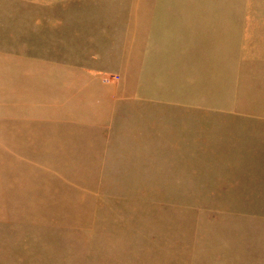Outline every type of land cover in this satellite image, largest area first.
Here are the masks:
<instances>
[{
    "label": "crops",
    "instance_id": "obj_1",
    "mask_svg": "<svg viewBox=\"0 0 264 264\" xmlns=\"http://www.w3.org/2000/svg\"><path fill=\"white\" fill-rule=\"evenodd\" d=\"M111 1H59L55 14L40 16L39 30L24 31L23 46L10 42L2 73L9 109L0 114V207L40 229L65 228L48 221L52 215L88 212L90 264L98 247L110 259L118 235L127 242L121 223L138 224L143 210L130 214L121 200L158 198L164 188L173 197L178 163L166 157L174 149L165 142L176 130L170 120L188 118L187 111L142 109L162 102L164 86L152 73V18L139 14L135 0ZM185 63L179 73L191 60ZM201 128V166L218 175L202 197L264 200L263 174L255 170L264 165L257 163L264 160V112L207 111ZM234 213L254 212H223Z\"/></svg>",
    "mask_w": 264,
    "mask_h": 264
},
{
    "label": "rangeland",
    "instance_id": "obj_2",
    "mask_svg": "<svg viewBox=\"0 0 264 264\" xmlns=\"http://www.w3.org/2000/svg\"><path fill=\"white\" fill-rule=\"evenodd\" d=\"M59 1L0 0V114L9 109L2 73L10 42L23 46L24 31L39 30L40 16L55 14ZM135 1L139 14L152 18V73L164 84L158 90L162 102H146L142 109L165 116V111H187L188 118L170 120L176 121V130L165 142L174 149L166 157L175 155L178 163L173 197L161 183L164 189L158 198L121 200L128 213L133 208L143 213L137 226L132 218L120 224L127 242L121 244L119 235L113 239L106 261L98 247L93 264H264V215L258 214L264 200L203 198L202 186L218 175L201 166V116L211 110L264 112V0ZM126 8L113 6L114 12ZM187 60L190 65L179 73ZM220 114L225 120L232 117ZM184 160L189 167L182 166ZM257 163L264 164L263 157ZM263 169L264 165L255 167L261 179ZM227 210L254 213L223 214ZM3 211L8 209L0 207V264H90L88 212L52 215L48 221L65 228L48 224L40 229L25 222L24 215ZM69 222L81 228L63 224Z\"/></svg>",
    "mask_w": 264,
    "mask_h": 264
}]
</instances>
